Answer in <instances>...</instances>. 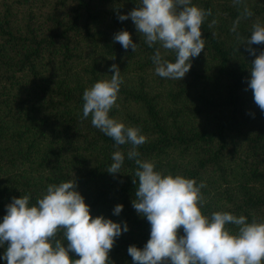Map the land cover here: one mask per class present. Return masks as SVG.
Wrapping results in <instances>:
<instances>
[{"label": "trees", "instance_id": "16d2710c", "mask_svg": "<svg viewBox=\"0 0 264 264\" xmlns=\"http://www.w3.org/2000/svg\"><path fill=\"white\" fill-rule=\"evenodd\" d=\"M192 3L210 10L201 27L205 49L176 81L155 73L159 45L149 47L130 17L118 19L139 0H0V222L14 197L30 195L35 204L49 184L75 180L93 218L128 225L109 252L111 264H134L127 249L143 248L151 226L132 203L131 145L119 146L121 173L110 174L115 141L83 117L84 90L110 79L114 63L123 83L109 115L146 136L139 158L202 182L205 216L227 211L264 220V112L248 87L255 55L242 44L255 21L264 23V0ZM121 30L135 51L114 42ZM251 47L264 51V43ZM161 52L175 61L174 52ZM7 246H0V264H7Z\"/></svg>", "mask_w": 264, "mask_h": 264}, {"label": "clouds", "instance_id": "9594fccd", "mask_svg": "<svg viewBox=\"0 0 264 264\" xmlns=\"http://www.w3.org/2000/svg\"><path fill=\"white\" fill-rule=\"evenodd\" d=\"M210 10L196 6L192 0H139L129 17L149 47L159 45L152 56L155 73L166 79L182 80L191 68V59L205 49L201 27ZM251 16V11L247 12ZM235 31V26L233 28ZM127 50H136L127 30L114 34ZM264 43V23L255 21L250 37L242 42L248 45L251 62L250 81L253 99L264 112V51L256 55L253 44ZM174 52L175 61L162 54ZM110 79L97 80L83 92V117L91 116L92 125L115 141L117 150L107 171L121 173L125 153L119 146L130 144L127 159L134 161L138 186L132 201L136 212L149 222L150 238L143 248L130 245L127 249L134 264H264V220L249 222L244 215L216 211L205 216L201 207L204 198L195 179L156 170L152 161L140 159L137 150L146 142V136L135 126H126L109 115L116 106L123 83L121 71L111 65ZM136 183V179H133ZM0 222V246H8L3 259L7 264H111L109 252L115 239L128 231L103 215L94 218L84 197L77 190L75 180L49 184L46 191L30 205V195L14 197ZM122 204L114 207L119 215ZM237 226L232 232L226 225ZM183 229V235H178ZM67 240V247L58 236ZM79 258L72 259L69 252Z\"/></svg>", "mask_w": 264, "mask_h": 264}]
</instances>
